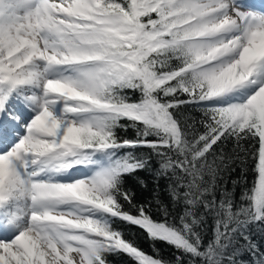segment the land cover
Returning <instances> with one entry per match:
<instances>
[{"label":"snow or ice","instance_id":"snow-or-ice-1","mask_svg":"<svg viewBox=\"0 0 264 264\" xmlns=\"http://www.w3.org/2000/svg\"><path fill=\"white\" fill-rule=\"evenodd\" d=\"M121 255L264 264V0H0V264Z\"/></svg>","mask_w":264,"mask_h":264},{"label":"trees","instance_id":"trees-1","mask_svg":"<svg viewBox=\"0 0 264 264\" xmlns=\"http://www.w3.org/2000/svg\"><path fill=\"white\" fill-rule=\"evenodd\" d=\"M131 94V93H129ZM138 98L137 96H134V99ZM134 130L129 129L127 135L133 136ZM237 172H239V169H237ZM139 177L140 179L144 180L147 184V187H143L137 180L136 177ZM237 179V176L235 174H232L229 177V188L231 189V180ZM255 179V175L251 172L247 174V187H251L253 180ZM167 180L164 178H161L159 180L160 184V198L163 199L165 202L168 200V194L166 192L167 188ZM126 186L131 188L135 194H136V200L138 203H146L147 201L152 199V192L156 188L155 183V177L147 172H138L134 176H129L126 181ZM244 185H238L235 191V196L237 199H239V196L242 195L244 190ZM153 213L156 216H159L160 213L156 211V206L153 204ZM181 214H182V208H181ZM121 230L126 233V235L131 239L134 243L139 245L146 253H154L153 245H155V248L159 249L160 255L163 256L166 259H170L174 250L165 244L164 242L160 241H152L150 240L146 233L143 232L141 229L137 228L136 226H132L129 224H120L119 225ZM210 229L211 224L209 225V235H210ZM207 235V233H206ZM110 259L113 261V264H129L128 257L121 255L119 257L113 256L110 257Z\"/></svg>","mask_w":264,"mask_h":264}]
</instances>
